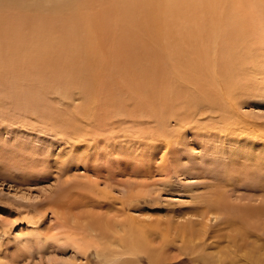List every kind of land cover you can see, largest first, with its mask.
<instances>
[{"label":"rangeland","instance_id":"obj_1","mask_svg":"<svg viewBox=\"0 0 264 264\" xmlns=\"http://www.w3.org/2000/svg\"><path fill=\"white\" fill-rule=\"evenodd\" d=\"M259 13L241 24L264 32ZM239 32L225 56L264 61V43L245 44ZM221 67L211 81L223 106L203 101L183 122H159L123 93L111 106L95 104L49 83L47 111L79 129L69 137L41 114L0 103V264H226L209 257L218 251L244 264L241 241L231 239L240 232L246 251L256 244L253 257L263 248L264 264V214L244 223L208 210L217 193L241 207L264 205V78ZM224 74L239 85L234 99ZM228 115L236 125L225 129ZM133 234L140 242L129 241ZM73 241L92 246L79 251Z\"/></svg>","mask_w":264,"mask_h":264},{"label":"bare ground","instance_id":"obj_2","mask_svg":"<svg viewBox=\"0 0 264 264\" xmlns=\"http://www.w3.org/2000/svg\"><path fill=\"white\" fill-rule=\"evenodd\" d=\"M258 12L264 18V0H0V103L7 100L28 114H41L56 133L69 137L74 123L47 111V95L43 96L42 89L51 88L49 83L61 85L59 92L68 87L77 89V94L90 97L95 104L107 102L111 106L116 104L118 93H123V101L132 99L159 122L164 117L183 122L185 114L203 101L223 106L211 81L225 69L221 66L232 69L238 64L246 70L244 80L264 78L262 59L225 56L236 37L234 31L243 32L245 44L259 39V44L264 43L262 26L260 32L257 27L241 24ZM232 16L238 20L228 24ZM212 48L216 54L210 53ZM224 78L230 98H236L239 85L225 74ZM59 94L67 97L66 92ZM177 100L183 105L174 104ZM84 102L77 109L80 115L90 107ZM229 119L232 115L225 119L229 121L224 122L225 129L236 125ZM164 135L169 134L166 131ZM211 201L208 210L228 215L235 212L244 223L250 215L264 214V205L241 207L227 203L219 193ZM245 237L241 232L231 237L235 243L241 241L243 263L263 264V248L259 247L253 257L257 246L253 244L246 251ZM138 239L133 234L129 241ZM69 243L84 252L92 246L81 241ZM231 254L233 251H218L207 256L218 263L241 264V259L235 260ZM204 257L202 260H210Z\"/></svg>","mask_w":264,"mask_h":264}]
</instances>
